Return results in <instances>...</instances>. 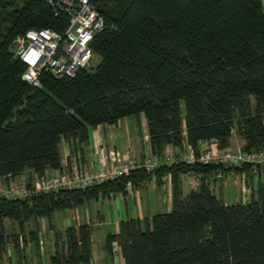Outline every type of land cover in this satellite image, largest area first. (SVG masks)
<instances>
[{
  "label": "trees",
  "instance_id": "1",
  "mask_svg": "<svg viewBox=\"0 0 264 264\" xmlns=\"http://www.w3.org/2000/svg\"><path fill=\"white\" fill-rule=\"evenodd\" d=\"M52 1L0 0V178L60 170L62 142L84 143L91 128L128 117L146 119L153 156L166 147L181 154L185 145L198 155L204 141L223 150L234 134L246 151L264 148L261 0H89L105 20L91 43L98 65L73 78L42 73L35 88L22 81L25 66L12 45L30 30L64 32L68 15ZM217 170L228 171L179 163L85 190L1 200L0 259L8 245L23 258L19 235L38 248L28 223L169 174L171 212L121 221L106 237L108 253L116 242L124 264H264V185L248 202L225 206L207 183ZM189 172L200 175L199 186L183 196L180 176ZM5 219L23 234H8ZM91 231L67 228L51 263L91 264Z\"/></svg>",
  "mask_w": 264,
  "mask_h": 264
},
{
  "label": "crops",
  "instance_id": "2",
  "mask_svg": "<svg viewBox=\"0 0 264 264\" xmlns=\"http://www.w3.org/2000/svg\"><path fill=\"white\" fill-rule=\"evenodd\" d=\"M261 2L264 8V0H261ZM237 145L244 146V141L238 137L231 138L229 148L233 150ZM164 153H168L173 158L181 155L178 149L172 147H166ZM114 154L137 161L152 155L147 122L143 116L128 117L113 125H100L91 128L89 138L84 143L62 142L60 145L61 169L47 170L45 174L52 176L63 171H71L75 167L83 168L90 173L98 172L113 165ZM164 176L158 182L155 175H151L148 180L143 181L138 186L132 185L131 189L125 188L124 193L99 197L97 200L86 202L78 208L65 210L68 213L61 214L56 211L50 219L43 218L32 221V223H29L30 229H27V225H25V230L27 234L34 233L38 248L32 244L29 253H23V258H21L18 253L12 250L11 245H8L7 252L0 259V263L53 264L51 258L56 251L58 238H60L58 242H63L61 236L64 231L70 227L89 225L92 230L91 264H124L122 257H115L112 252L108 253L106 251V237L118 234L119 224L123 220L151 218V216H145L146 214H144L142 208V193L144 191L154 193L163 190L165 197L167 195V199H164L163 204L165 206L170 204L172 209L171 179H165ZM37 178L31 171H26L21 176L16 177V179L23 180L26 183L34 182ZM180 180L181 191L184 186L183 183L190 187L189 192L196 190L199 186V182H194L188 175L180 176ZM5 183L6 179L0 178V184ZM207 183L212 193L225 206H235L244 204L255 196L256 186L259 183L264 185V176L261 172L242 175L240 171L234 173L229 179L215 180L210 178ZM182 194L183 196L187 195L183 191ZM129 200L133 203L132 207L129 205ZM88 204H91L92 207H83ZM98 204H100V207L97 206ZM57 213L58 217L55 219ZM4 227L8 234H23L19 231L17 223L8 219L4 220ZM102 228L105 230L103 231Z\"/></svg>",
  "mask_w": 264,
  "mask_h": 264
},
{
  "label": "built area",
  "instance_id": "3",
  "mask_svg": "<svg viewBox=\"0 0 264 264\" xmlns=\"http://www.w3.org/2000/svg\"><path fill=\"white\" fill-rule=\"evenodd\" d=\"M44 1L53 4L52 0ZM54 6L64 7L68 15V24L62 34L49 29L30 30L18 36L12 45L15 56L25 66L22 81L35 88H40L39 77L42 73L63 79L73 78L80 70L85 69L94 55L91 43L94 37L105 29L104 18L89 0H59ZM232 138H236V135L234 134ZM113 160L111 167L94 173L75 167L71 171H63L52 176L44 174L31 183L10 177L6 179L5 184H0V201H25L39 195L85 190L128 177L137 170L152 174L162 166L179 163L186 165L197 163L228 169L213 172L210 178L215 180L229 179L234 175L233 168L244 166L249 167V173L261 172L264 176V148L246 151L243 146L237 145L233 150L230 148L220 150L217 144L211 141L200 143L198 155H195L189 145H185L184 152L176 158L164 153L160 157L150 155L137 161L114 154ZM246 174L247 172H242V175ZM187 175L194 182L200 180L199 174L189 172ZM164 178L170 180L171 176L167 174ZM131 187L132 184L128 182L126 188ZM19 245L23 251L30 246L27 238L22 235H19ZM111 252L115 257H122L121 248L116 242L112 243Z\"/></svg>",
  "mask_w": 264,
  "mask_h": 264
},
{
  "label": "rangeland",
  "instance_id": "4",
  "mask_svg": "<svg viewBox=\"0 0 264 264\" xmlns=\"http://www.w3.org/2000/svg\"><path fill=\"white\" fill-rule=\"evenodd\" d=\"M99 61H100V58L97 55L94 54L92 59H91V61H90V63H89V65L86 67V70L92 71L98 65ZM183 185L184 186L182 188V191H183L184 194H187L189 192L190 187L185 185L184 183H183ZM142 195H143L142 208L144 210V214H146L145 216H151L152 217L154 215L164 214V213L170 212L172 210L171 207H170V204H167L166 206H165V204H163L164 199H167V195L165 197V194H164L163 190L160 191V192L156 191L154 193H152V192L146 193V191H144L142 193ZM129 205H130V207H132V205H133V203L130 200H129ZM88 206H89V208L92 207L91 204L84 205L83 207H88ZM97 206L100 207V204H98ZM59 212L61 214L68 213V211H65V210H61ZM58 213L55 214V219H57ZM30 223H32V222H30ZM30 227L31 226L28 223L26 228L30 229ZM102 230L104 231L105 229L102 228ZM26 238H27V242L31 246L32 243L29 240L30 238H28V237H26ZM30 246L28 247L27 250H24L23 253L28 254L29 251H30V248L32 247V246L31 247Z\"/></svg>",
  "mask_w": 264,
  "mask_h": 264
}]
</instances>
